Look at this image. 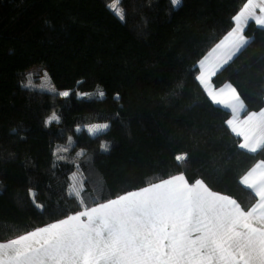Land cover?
I'll list each match as a JSON object with an SVG mask.
<instances>
[{
  "label": "trees",
  "instance_id": "16d2710c",
  "mask_svg": "<svg viewBox=\"0 0 264 264\" xmlns=\"http://www.w3.org/2000/svg\"><path fill=\"white\" fill-rule=\"evenodd\" d=\"M112 2L0 0V242L83 210L70 194L75 171L88 206L181 173L242 206L255 203L240 180L264 151L239 148L229 112L211 103L197 79L199 61L247 0H181L176 7L119 0L123 20ZM243 34L249 44L211 84H231L257 112L264 106V29L250 22ZM37 66L52 91L27 75ZM53 113L59 122L46 125ZM97 123L110 127L93 136L83 129ZM57 148L66 150L54 155ZM183 153L187 159L177 161Z\"/></svg>",
  "mask_w": 264,
  "mask_h": 264
},
{
  "label": "snow or ice",
  "instance_id": "6c2138e0",
  "mask_svg": "<svg viewBox=\"0 0 264 264\" xmlns=\"http://www.w3.org/2000/svg\"><path fill=\"white\" fill-rule=\"evenodd\" d=\"M118 2L113 0L110 10L115 11ZM170 2L177 6L181 0ZM116 14L124 19L122 10ZM232 19L235 27L200 62L197 79L213 103L231 110L232 119L226 123L243 137L239 148L257 153L264 151V109L248 111L235 87L226 84L214 91L209 78L249 44L243 33L250 20L264 28V0H247ZM58 94L70 95L68 91ZM241 112L243 120L238 119ZM59 120L53 113L45 124ZM109 127L94 125L88 131L98 133ZM108 148L101 145L103 151ZM65 150L57 148L53 154ZM175 159L185 161L187 153ZM240 183L255 198L250 206L213 191L203 179L190 182L184 173L112 199L98 197L92 206L81 197L82 188L73 187L70 194L83 210L0 242V264H264V161Z\"/></svg>",
  "mask_w": 264,
  "mask_h": 264
},
{
  "label": "rangeland",
  "instance_id": "374dc122",
  "mask_svg": "<svg viewBox=\"0 0 264 264\" xmlns=\"http://www.w3.org/2000/svg\"><path fill=\"white\" fill-rule=\"evenodd\" d=\"M113 3V2H112ZM111 3V4H112ZM178 6V5H177ZM176 7V6H175ZM113 11V13H117V12H119L120 10H119V8H117L116 7V9H115V11L114 10H112ZM117 15V14H116ZM118 16V15H117ZM119 17V16H118ZM199 64L200 63H198V65H197V67H198V75H200V73H201V69H200V67H199ZM27 75L30 77V79H32V80H35L36 81V84H37V86L41 89V90H45V91H52V86L50 85V82L48 81V78H46V74H45V70L42 68V67H32V68H30L28 71H27ZM61 92H63V91H61ZM91 95V94H90ZM92 95L93 96H91V97H101V95L100 94H96V93H92ZM77 97H79V98H81V97H84V96H86V94H84V93H79V94H77L76 95ZM62 97V96H61ZM60 97V98H61ZM60 98H59V100H60ZM103 124H105V123H97V124H92V125H87V126H84L83 127V129L89 134V135H91V136H93V135H95V134H98V133H101V132H103V131H101V132H98V133H90L89 131H88V129L89 128H91L92 126H94V125H103ZM50 125L51 126H56V121H53L52 123H50ZM105 131V130H104ZM2 164V163H1ZM81 174L80 173H78L77 171H75V172H73L71 175H70V182H71V184H70V193H71V190H72V188L73 187H77V188H82V186H81ZM0 179H1V175H0Z\"/></svg>",
  "mask_w": 264,
  "mask_h": 264
},
{
  "label": "crops",
  "instance_id": "0c3cea01",
  "mask_svg": "<svg viewBox=\"0 0 264 264\" xmlns=\"http://www.w3.org/2000/svg\"><path fill=\"white\" fill-rule=\"evenodd\" d=\"M241 9H242V8H241ZM238 13H239V12H238ZM238 13H237V14H238ZM257 14H258V15L260 14V13H259V9H257ZM250 22H253V23L255 24L254 21H251V20H250L248 23H250ZM255 25H256V24H255ZM256 26L259 27L258 25H256ZM234 27H235V21H234L233 28H234ZM245 27H246V25L244 26V28H245ZM233 28H232V29H233ZM259 28H260V27H259ZM232 29H231V30H232ZM262 29H264V28H262ZM231 30H230V31H231ZM230 31H229V32H230ZM229 32H228V33H229ZM228 33H227V34H228ZM227 34H226V35H227ZM226 35H225V36H226ZM225 36H224V37H225ZM224 37L222 38V40L224 39ZM222 40H221V41H222ZM221 41H220V42H221ZM220 42H219V43H220ZM219 43H217V44H219ZM217 44H216V45H217ZM216 45H215L212 49L209 50V52H208V53H207V54H206V55H205V56L199 61V63H200L202 60H204L205 57H208L209 53L212 52V50L216 47ZM217 55H218V54H217ZM228 62H229V61H228ZM225 65H226V64H224L223 67H224ZM221 68H222V67H218V70L216 71V73H217ZM198 76H199V75H198ZM213 76H214V75H212V76L209 78V87H210V89H212V90L218 92V91H219L221 88H223L226 84H224L223 86H221V87H219V88H214V87L212 86V84H211V79H212ZM198 82H199V80H198ZM199 84H200L201 88L203 89V91H204L205 95L207 96V98L211 101V103L214 104V105H216V106H218V107H220V108H222V109H224V110H226V111H228L229 114H230L228 120H229V119H232V113H231V110H230V109H226L223 105H217V104L213 103L212 100H211V98L208 96V89H205L204 85H202L200 82H199ZM262 109H264V106H263ZM257 112H258V111H257ZM244 117H245V113H244V112H241V113L239 114V116H238V119H239V120H243ZM226 125H227L229 131H230L235 137H237V138L240 140V143H242V142H243V137H241V136H237V135L231 130V127H230L227 123H226ZM245 151H247V150H245ZM247 152H248V151H247ZM258 163H260V162H258ZM258 163H256L252 168H254ZM252 168H251V169H252ZM251 169H250L249 171H251ZM249 171H248V172H249ZM248 172H247V173H248ZM247 173H246V174H247ZM246 174H245V175H246ZM53 223H54V222H53ZM43 227H44V226H43ZM32 231H33V230H32Z\"/></svg>",
  "mask_w": 264,
  "mask_h": 264
}]
</instances>
